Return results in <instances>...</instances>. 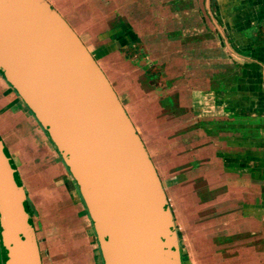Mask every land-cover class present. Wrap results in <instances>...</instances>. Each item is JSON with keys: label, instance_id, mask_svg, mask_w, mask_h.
<instances>
[{"label": "crops", "instance_id": "1", "mask_svg": "<svg viewBox=\"0 0 264 264\" xmlns=\"http://www.w3.org/2000/svg\"><path fill=\"white\" fill-rule=\"evenodd\" d=\"M47 1L81 38L111 83L152 159L176 223L184 224L185 236L206 223L211 231L216 221L223 219L225 207L208 206L207 202L209 177L221 188L213 200L224 197L223 171L217 168L220 161L231 170L237 182H249L245 186L236 182L227 188L232 190L231 198L246 200L241 216L244 219L249 216L255 226H260L252 230V237L255 243L262 244L261 240L257 241V231L263 227L255 215L260 212L264 196V0H204L205 13L184 10L172 17L155 13L154 20L165 21L167 32L171 30L172 20L176 25H183L182 35L188 29L191 34L210 33L217 38L216 62L207 67L214 70L215 76L202 78H214L218 88L210 92L215 95L207 94L201 99L200 104L207 109L206 113L202 110L203 116L195 115L191 105L177 94L170 76L161 78L151 71L155 65L148 63L140 47L142 41L145 43L140 22L132 20V16L128 19L126 8L125 13L121 9L122 15H117L98 0ZM167 2L168 8L176 4V0ZM158 5L165 7L164 2ZM186 5L192 7L195 1L187 0ZM2 98L8 102L4 104L7 106L4 114H9L11 106L19 107L20 114H27L23 101L0 74V101ZM215 119L225 123L219 129L209 125ZM37 125L40 136L43 135L33 143L30 140L23 144L20 138L24 135L15 131L19 143L12 155L15 163L14 155L24 145L35 148L36 144L46 154L53 152L56 162L60 163L62 158L50 144L47 133L38 122ZM63 174L77 188L65 165ZM256 183L258 191L254 188ZM82 207L85 211L83 204ZM223 224L225 229L229 227V221ZM206 230L209 232V228ZM202 239L199 237L196 242L197 251L203 257L199 256V264H236L224 254L218 257V252L208 246L209 241Z\"/></svg>", "mask_w": 264, "mask_h": 264}, {"label": "water", "instance_id": "2", "mask_svg": "<svg viewBox=\"0 0 264 264\" xmlns=\"http://www.w3.org/2000/svg\"><path fill=\"white\" fill-rule=\"evenodd\" d=\"M0 74L72 176L103 264H183L152 159L108 78L47 0H0ZM0 264H42L29 198L0 139Z\"/></svg>", "mask_w": 264, "mask_h": 264}, {"label": "rangeland", "instance_id": "3", "mask_svg": "<svg viewBox=\"0 0 264 264\" xmlns=\"http://www.w3.org/2000/svg\"><path fill=\"white\" fill-rule=\"evenodd\" d=\"M98 1L103 6L114 10L117 15H122L121 9L124 12L126 8L128 19L132 16V20H139L140 31L145 41V43L142 41L140 47L143 49L144 56L148 57V63L155 65L151 66V71L154 74L158 73L161 78L170 76L177 94L186 100L187 105H191L195 115L203 116L202 110H205L206 113L207 109L204 108L206 105L200 104L201 99H205L207 94L215 95L210 92L218 88L215 79L211 78L215 76L214 70L207 69L216 62L214 52L216 36H211L210 33L195 34L194 32L191 34L188 29L182 35L183 25H176L172 20L170 21L171 30L167 32L164 28L166 22H158L153 17L157 13L172 17V14H181L184 10L185 13L188 11L194 14L205 13L204 0H194L195 5L192 7H188V4L185 6L187 0H176V4L170 8H168V0ZM161 2H164L165 7L158 5ZM129 13H133L134 16ZM165 19L166 17H164ZM214 33L212 32L213 35ZM179 34L180 37H178ZM227 54L225 51V57H228ZM225 61L230 62L231 59ZM205 76L211 77L202 78ZM200 88H203L204 91H201ZM5 103L8 104L2 98L0 101V139L3 140L12 156L19 146L16 132L24 135L23 138H20L23 144L30 140L33 143L34 139L37 140L43 134L40 136L37 122L25 105L22 104L27 111L26 115L20 114L19 107L14 108L11 105L7 111L9 114H4V108L7 107L4 106ZM215 103L216 97L213 99V104ZM215 105L214 108H216ZM222 123L225 122L215 119L209 125L218 126L219 129ZM5 129L7 131H3ZM50 144L53 146L51 141ZM36 145L35 148H28L24 145L22 151H19L14 157L31 205L42 264H103L93 225L83 210L79 191L73 182H69L70 180L66 179L63 174L64 164L61 160L60 163L56 162L53 152L46 154L41 145ZM217 164V168L223 171L221 176L225 181L223 185L224 197L223 200H213L216 198L217 190L220 191L221 188L212 177H209L207 202L208 206H224L226 212L223 214L224 216L220 215L223 216V219L216 221L211 231L210 226L206 223L198 231L193 228L188 232L189 236L187 237L184 224L176 223L183 264H199V256L203 259L201 252L198 253L196 248L199 237H202L204 242H206L205 240L209 241L210 245L208 246L218 252V257L224 254L226 258H231L230 260L236 264H264V196H262L263 203L260 204L261 213L258 212L255 215L257 219L260 218L259 222L263 227L259 233L257 231V241L261 240L262 242L259 245L252 237V230H256V228L258 230L260 226H255L249 216L246 219L241 216L240 210L244 207L246 200L231 198L232 190L227 188V185L230 186L237 182L236 178L232 176L231 170L226 165H222L220 161H217ZM213 168L215 167L213 166ZM237 183L245 186L249 182ZM256 185L257 188L253 187L258 191V183ZM255 204L257 205L258 202ZM223 221H229L228 228L225 229ZM206 228H209V232ZM258 256L261 257V261Z\"/></svg>", "mask_w": 264, "mask_h": 264}, {"label": "trees", "instance_id": "4", "mask_svg": "<svg viewBox=\"0 0 264 264\" xmlns=\"http://www.w3.org/2000/svg\"><path fill=\"white\" fill-rule=\"evenodd\" d=\"M79 197H80V200H81V202H82V204H83V206H84V208H85V212H86V214L88 215V211H87V209H86V207H85V205H84V202H83V200H82V198H81V196H80V193H79ZM29 209H30V213H31V215H32V210H31V205H30V203H29ZM89 216V215H88ZM96 235V234H95Z\"/></svg>", "mask_w": 264, "mask_h": 264}]
</instances>
